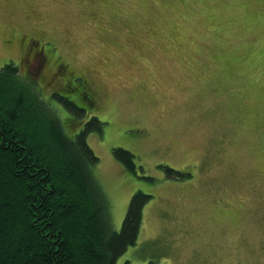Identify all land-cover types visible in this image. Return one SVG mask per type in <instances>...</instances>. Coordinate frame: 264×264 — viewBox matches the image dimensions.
I'll use <instances>...</instances> for the list:
<instances>
[{"label": "rangeland", "instance_id": "374dc122", "mask_svg": "<svg viewBox=\"0 0 264 264\" xmlns=\"http://www.w3.org/2000/svg\"><path fill=\"white\" fill-rule=\"evenodd\" d=\"M29 42L44 50L34 66ZM9 62L69 136L104 123L88 142L115 230L136 192L151 195L116 264H264V0H0Z\"/></svg>", "mask_w": 264, "mask_h": 264}, {"label": "trees", "instance_id": "16d2710c", "mask_svg": "<svg viewBox=\"0 0 264 264\" xmlns=\"http://www.w3.org/2000/svg\"><path fill=\"white\" fill-rule=\"evenodd\" d=\"M54 96L79 116L86 113ZM103 125L93 116L69 136L36 80L14 62L0 68V264H116L137 243L151 195L136 192L121 230L114 229L94 174L100 159L88 142ZM113 155L136 170L133 152L118 147Z\"/></svg>", "mask_w": 264, "mask_h": 264}, {"label": "flooded vegetation", "instance_id": "af4514ba", "mask_svg": "<svg viewBox=\"0 0 264 264\" xmlns=\"http://www.w3.org/2000/svg\"><path fill=\"white\" fill-rule=\"evenodd\" d=\"M8 43L11 44L12 41H8ZM31 44H32V43H30V42L28 43V45H25V44H22V45H21V43H20V51L23 53V54H22V61H23V63H29V64H28L29 66H34L33 64H36V63H37V61H38V59H39L41 53H42L44 50H43V48H41V46L38 48V50H35V49H37V48H36L35 46H32ZM23 51H24V52H23ZM38 65H39V64H38ZM36 67H37V66H36ZM40 69H41V68L39 67L38 70H36V71L34 70V71H35V72H40ZM56 73L59 74V75H61V74H60V69H57V70H56ZM68 73H69V71L63 73V74H64L63 79L66 78L65 75H68ZM42 76L47 78V76H46L45 73H44ZM51 81H53V80H51ZM70 81L73 82L72 79H70ZM70 81H69V83H70ZM69 83L66 81V84H65L64 86H66V87L70 86L71 84H69ZM87 84H88V83H87ZM62 89H64V88H62ZM64 90H66V89H64Z\"/></svg>", "mask_w": 264, "mask_h": 264}]
</instances>
